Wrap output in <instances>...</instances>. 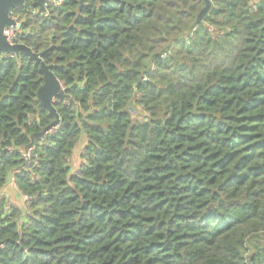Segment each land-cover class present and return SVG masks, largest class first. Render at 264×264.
<instances>
[{"label":"trees","instance_id":"1","mask_svg":"<svg viewBox=\"0 0 264 264\" xmlns=\"http://www.w3.org/2000/svg\"><path fill=\"white\" fill-rule=\"evenodd\" d=\"M11 15L61 89L0 52V264H264V0Z\"/></svg>","mask_w":264,"mask_h":264},{"label":"water","instance_id":"2","mask_svg":"<svg viewBox=\"0 0 264 264\" xmlns=\"http://www.w3.org/2000/svg\"><path fill=\"white\" fill-rule=\"evenodd\" d=\"M25 0H0V52L2 53H25L36 62H41V69L44 74V85L38 92V97L41 104L53 110L52 104L58 96L61 84L53 74V72L42 62V59L37 56L30 48L23 44L10 45L3 36L6 27L15 25V20L12 18V10L21 7ZM38 5L41 12L45 11V0H38Z\"/></svg>","mask_w":264,"mask_h":264},{"label":"built area","instance_id":"3","mask_svg":"<svg viewBox=\"0 0 264 264\" xmlns=\"http://www.w3.org/2000/svg\"><path fill=\"white\" fill-rule=\"evenodd\" d=\"M61 4H62V0H45V11L43 13L46 14V7H48V6L58 7ZM12 18L15 20L16 23L13 26L6 27L4 32H3V36L10 45H15V44H19L18 36L21 32L23 22L19 18H14V17H12ZM33 151H34L33 148L29 149L27 152V155L24 156L27 161H30L32 159ZM10 182H12L14 185H16L14 178H12ZM3 195L4 194L1 192L0 193V199L3 198ZM23 198L25 199L26 203L29 202L28 198H26V197H23Z\"/></svg>","mask_w":264,"mask_h":264},{"label":"rangeland","instance_id":"4","mask_svg":"<svg viewBox=\"0 0 264 264\" xmlns=\"http://www.w3.org/2000/svg\"><path fill=\"white\" fill-rule=\"evenodd\" d=\"M82 142H85V140L82 141ZM82 148H83V145L81 144V147H78V151L75 152V155H74V157L72 159V163L71 164H72V167H73L74 171H76L80 167V165L82 163V158H81V153L83 151ZM27 152H28V150L26 152H24V156L27 155ZM10 183L12 184V182H10ZM12 188H14V186H12ZM2 193L4 194L3 198H6L9 206L22 207L23 210H25V208L27 207V205H26L27 203L25 201L22 202V199H20V198H18L16 200L11 199V196L9 195V191L8 192L3 191Z\"/></svg>","mask_w":264,"mask_h":264},{"label":"crops","instance_id":"5","mask_svg":"<svg viewBox=\"0 0 264 264\" xmlns=\"http://www.w3.org/2000/svg\"><path fill=\"white\" fill-rule=\"evenodd\" d=\"M12 186H14V188H12ZM3 191H5V192L9 191V195L11 196V199L16 200V199L20 198V199H22V202L25 201V199L20 195L16 185H14L13 183L12 184L9 183L8 186L6 188H4Z\"/></svg>","mask_w":264,"mask_h":264}]
</instances>
